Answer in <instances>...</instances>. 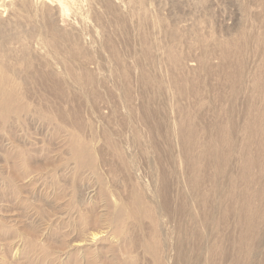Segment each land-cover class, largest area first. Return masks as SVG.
<instances>
[{"label":"rangeland","instance_id":"rangeland-1","mask_svg":"<svg viewBox=\"0 0 264 264\" xmlns=\"http://www.w3.org/2000/svg\"><path fill=\"white\" fill-rule=\"evenodd\" d=\"M79 2L0 13V264H248L264 0Z\"/></svg>","mask_w":264,"mask_h":264},{"label":"bare ground","instance_id":"bare-ground-1","mask_svg":"<svg viewBox=\"0 0 264 264\" xmlns=\"http://www.w3.org/2000/svg\"><path fill=\"white\" fill-rule=\"evenodd\" d=\"M7 2H9V3L5 4L2 7L3 9H0V13H1V11L3 13L4 12L8 13V12H10V10H12L17 15L18 11L22 10L25 6H29L31 9H33L32 11L37 12V9H39V7H41L43 5H47V6L49 5L54 10V13H55L54 15H55V17H57L58 21L61 22L60 26H62V27H64V26L66 27L67 25L70 26L71 22H70V20H68L69 22L67 21L66 16L70 13H72L73 16H74V14H77L76 11H77L78 6H76V5H78L80 3L79 0H7ZM74 5L76 7H74ZM16 15H14V16H16ZM52 23H51V27H50L51 31L57 30L56 25H52ZM17 27H18L17 25H14L12 28V31L14 33L13 36H15V37H18L17 34H20V33H17V29H18ZM15 33H17V34H15ZM262 196H263V200H264V194H262ZM263 208H264V205H263ZM260 219L263 220L262 217L260 218V216H253V217L249 216L247 218L246 233H245L246 248L244 249V252H245L244 256L247 257L248 264H264V224L262 225L261 228H259ZM258 231L259 232L261 231V232L258 234L257 233ZM239 257L240 256H237L238 259H239ZM256 258H258V261L255 260ZM236 261H235V263H238Z\"/></svg>","mask_w":264,"mask_h":264}]
</instances>
